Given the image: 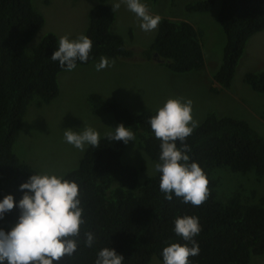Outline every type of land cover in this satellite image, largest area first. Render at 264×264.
Returning <instances> with one entry per match:
<instances>
[{
  "label": "trees",
  "instance_id": "trees-1",
  "mask_svg": "<svg viewBox=\"0 0 264 264\" xmlns=\"http://www.w3.org/2000/svg\"><path fill=\"white\" fill-rule=\"evenodd\" d=\"M95 2L86 15L85 35L92 40V49L87 62L77 61V65L98 56L130 57L134 53L114 30L113 7L107 0ZM216 2L224 44L220 63L207 78L212 84L208 92L217 96L230 86L249 38L264 30V0H199L191 7L208 11ZM29 4L32 0H0V199L12 194L17 201L23 194L19 185L40 172L17 157L14 142L28 105L41 106L55 98L57 75L63 71L58 61L50 59L59 44L55 35L47 33L36 46L28 47L44 24L42 13ZM200 36L185 20L162 18L150 45L141 53L149 61L164 63L172 75L206 74ZM243 81L252 91H259L264 88V69L246 72ZM175 97L192 101L191 114L197 127L185 143L191 148V160L206 174V200L199 206L184 204L175 196L166 200L159 190L160 174L150 170L149 161L147 170L137 163L144 154L151 162H158L160 140L148 121L163 104L153 110H128L91 94L88 103L92 111L111 113L119 124L131 127L141 150L133 161L122 163L123 141L102 136L98 147H86L76 168L63 173L78 183L86 223L81 226L77 252L54 264H94L97 251L103 247L123 255V264H149L151 257L163 263L165 246L184 243L173 232V221L185 215L198 217L201 226L194 238L200 251L189 257L191 264H248L252 255L264 252V178L257 175L254 165L259 163L264 169L263 138L245 120L214 110L198 118V113L204 117V110H199L195 101L198 98L203 103L200 94L174 93L171 98ZM18 215L14 207L0 220V227L8 230ZM86 231L97 237L92 248L84 246Z\"/></svg>",
  "mask_w": 264,
  "mask_h": 264
},
{
  "label": "rangeland",
  "instance_id": "rangeland-1",
  "mask_svg": "<svg viewBox=\"0 0 264 264\" xmlns=\"http://www.w3.org/2000/svg\"><path fill=\"white\" fill-rule=\"evenodd\" d=\"M199 0H143L148 11L166 19L185 20L193 25L200 36V44L205 60L206 74L186 73L189 76L172 75L164 63L149 61L142 51L150 45L157 28L151 32L142 31L135 14L119 0H107L114 10V30L121 36L125 47L133 50L130 57L108 58L110 67L96 71L95 65L101 57H95L87 64L77 65L72 71H61L57 75L58 92L55 98L41 106L30 103L23 117L22 130L17 136L13 151L17 157L37 172L63 174L76 168L83 151L66 143L65 129L79 130L93 127L100 137L112 132L119 123L111 113L93 112L88 97L99 94L105 101L117 103L128 110H153L163 104L174 93L180 95L195 93L201 95L203 103L195 99L199 110H204L205 118L214 110L245 120L251 129L264 140V93L252 91L243 81L248 71L264 69V30L252 35L246 43L234 71L231 84L223 88L219 95L208 88L212 86L207 77L218 67L224 34L217 20L219 3L208 11L193 10L191 4ZM225 0H219L223 3ZM39 3V4H38ZM36 10L42 13L44 24L32 37L28 47L36 46L41 38L51 33L59 40L63 35L76 38L85 35L87 13L95 6V0H32ZM89 10V11H88ZM171 83V84H168ZM218 88V87H217ZM139 144V143H138ZM122 163H128L140 154L135 141L124 144ZM141 148V144H139ZM86 149V148H85ZM144 154V153H143ZM137 163L145 170H154V164L146 155ZM149 264H163L151 257ZM248 264H264V252L252 255Z\"/></svg>",
  "mask_w": 264,
  "mask_h": 264
},
{
  "label": "clouds",
  "instance_id": "clouds-1",
  "mask_svg": "<svg viewBox=\"0 0 264 264\" xmlns=\"http://www.w3.org/2000/svg\"><path fill=\"white\" fill-rule=\"evenodd\" d=\"M121 3L135 14L142 31L151 32L157 28L161 17L151 14L143 0H119L115 7L119 8ZM91 49L92 40L87 35L80 34L74 39L63 35L50 59L58 61L61 69L72 71L77 67V61L87 62ZM110 66L109 60L101 57L95 69L100 71ZM257 90L256 93H264V88ZM191 113L190 99L168 98L148 123L155 138L160 140L158 162L154 164V171L160 174V192L168 201L175 196L184 204L199 206L207 198L208 180L198 162L191 160V148L185 143L197 127ZM113 129L106 134L108 140L123 141L124 144L135 141L131 127L121 123ZM63 138L81 151L88 146L98 147L101 139L100 133L89 126L79 130L65 129ZM254 165L258 167L257 175L264 178L261 164ZM19 190L23 194L18 201L12 194L0 199V220L14 207L19 210L15 223L8 230L0 227V264H54L65 255L72 257L80 243L81 226L86 223L78 183L66 179L63 174L44 171L30 175L19 185ZM173 224V232L184 243L174 242L165 246L161 252L163 264H191L189 257L197 256L200 251L194 239L201 231L199 218L178 216ZM83 237L84 246L92 248L97 239L95 233L86 231ZM123 262V255L111 247L99 249L94 260V264Z\"/></svg>",
  "mask_w": 264,
  "mask_h": 264
}]
</instances>
